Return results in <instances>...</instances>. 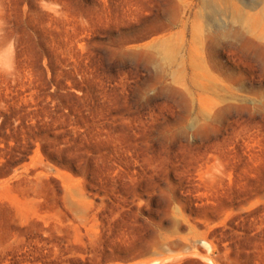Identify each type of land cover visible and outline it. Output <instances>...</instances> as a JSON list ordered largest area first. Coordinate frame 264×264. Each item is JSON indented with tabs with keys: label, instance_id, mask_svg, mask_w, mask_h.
Segmentation results:
<instances>
[{
	"label": "rangeland",
	"instance_id": "1",
	"mask_svg": "<svg viewBox=\"0 0 264 264\" xmlns=\"http://www.w3.org/2000/svg\"><path fill=\"white\" fill-rule=\"evenodd\" d=\"M0 264H264V0H0Z\"/></svg>",
	"mask_w": 264,
	"mask_h": 264
}]
</instances>
